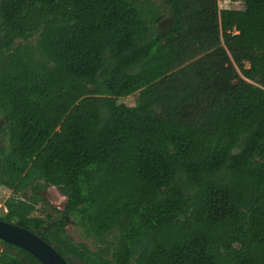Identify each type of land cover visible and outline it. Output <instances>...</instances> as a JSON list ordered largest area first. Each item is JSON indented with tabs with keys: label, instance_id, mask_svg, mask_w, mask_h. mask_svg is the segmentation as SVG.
<instances>
[{
	"label": "trees",
	"instance_id": "16d2710c",
	"mask_svg": "<svg viewBox=\"0 0 264 264\" xmlns=\"http://www.w3.org/2000/svg\"><path fill=\"white\" fill-rule=\"evenodd\" d=\"M240 2L0 0V220L67 264H264V0Z\"/></svg>",
	"mask_w": 264,
	"mask_h": 264
},
{
	"label": "rangeland",
	"instance_id": "374dc122",
	"mask_svg": "<svg viewBox=\"0 0 264 264\" xmlns=\"http://www.w3.org/2000/svg\"><path fill=\"white\" fill-rule=\"evenodd\" d=\"M155 4L160 5V0H151ZM217 9H240L241 8V2L240 0H216ZM227 56L235 68V70L238 72L240 69H248L252 68L250 65L249 58L246 55H241V53L236 54L234 57H232L230 54L227 53ZM246 56V57H245ZM136 100V93L129 95L124 98H118L117 104H123L125 106L131 107L134 105ZM57 132L69 139L70 141H74L72 137L69 135V133L65 130L63 126H60L57 129ZM43 194H40L41 201L38 202V204L35 205V208L37 210L42 209L44 212H51L50 207H54L57 211H62L63 207V198L58 194L56 189L49 188L45 191H43ZM10 196V192L4 188H0V216L5 212L2 203L3 201ZM34 215H37V212L34 213ZM64 229L75 242H83L85 244H88L87 241L79 239L77 236V233L75 232V229L72 225V222L69 218H66V223L64 226ZM2 247L0 246V249ZM221 247H218V251H220Z\"/></svg>",
	"mask_w": 264,
	"mask_h": 264
},
{
	"label": "water",
	"instance_id": "95a60500",
	"mask_svg": "<svg viewBox=\"0 0 264 264\" xmlns=\"http://www.w3.org/2000/svg\"><path fill=\"white\" fill-rule=\"evenodd\" d=\"M0 241L25 251L41 264H67L51 245L38 236L1 220Z\"/></svg>",
	"mask_w": 264,
	"mask_h": 264
}]
</instances>
